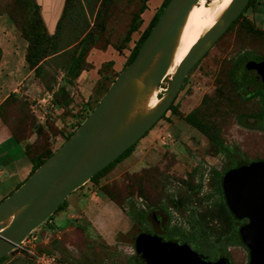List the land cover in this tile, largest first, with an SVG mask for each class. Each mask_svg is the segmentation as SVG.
I'll use <instances>...</instances> for the list:
<instances>
[{
	"label": "rangeland",
	"instance_id": "374dc122",
	"mask_svg": "<svg viewBox=\"0 0 264 264\" xmlns=\"http://www.w3.org/2000/svg\"><path fill=\"white\" fill-rule=\"evenodd\" d=\"M59 1L46 0L43 7L57 11ZM144 1L111 0L103 4L100 8L106 15V27L103 37L93 48L106 49L108 42L124 45L121 54L128 60L127 56L145 28V13L141 14L142 23L131 33L130 41L123 43L122 40L131 22L136 20L135 15ZM220 1L200 0L194 9L198 11L207 7L212 17L219 5L215 4ZM260 2L264 0H255L256 5ZM150 9L151 6L147 5L144 12ZM28 15L23 0H0V25L5 27V41H1L0 45V74L14 77L11 87L7 85L4 89L0 88V103L10 92H14L1 107L4 121L0 122L9 142H2L0 146L3 154L0 155L7 160L6 164L1 165L0 198L18 182H22L30 171L31 164L22 152L25 144L33 143L30 152L55 151L65 142L69 132L83 120L87 111L99 102L127 63L124 59L119 69L103 64L99 79L98 74L91 77V72L89 75L84 74L80 80L78 76L66 81V74L58 68L59 60L62 59L59 56V60L56 58L45 62V76L39 78L27 68L25 62L27 41L21 34L20 23ZM205 21L204 18L201 26L193 32L198 34ZM248 21L255 28L264 30V10L254 11L249 6L243 11L204 57L187 72L184 87L175 99L177 110L168 109L167 114L135 143L130 154L115 162L95 181L88 180L66 199V203L72 200L73 208L81 209L90 193L103 194L106 198L113 195L116 204L111 208L113 210L107 209L99 220H91L93 223L89 224V232L86 220L77 217L70 221L67 215L69 211L62 212L63 205L51 216V220L48 219L35 230L34 233L42 237L40 249L44 247L57 253L69 264H132L130 258L136 254V236L142 226H150L146 214L142 216V210L158 205L166 208V193L170 190L166 188V175L178 178L195 161L204 162L207 170L210 167L220 168L223 157L225 159L229 155L239 156L244 161L264 159V98L261 95H243L240 76L237 78L238 70L240 75L245 71L242 66L238 68L244 60L264 56V31L249 30ZM173 71L167 73L156 90L157 97H161L169 86ZM62 85H66L72 96L71 105L65 109L52 102L53 92L49 90L54 87L59 91ZM63 97L60 99L63 100ZM195 109L201 119L215 127L214 139L220 149L208 143L207 136L186 120V114ZM9 130L23 139L21 144L9 135ZM201 155H208V158ZM208 177L211 178L209 171L204 181ZM199 192L204 200L200 208L206 211L202 215L194 207L195 194H189L187 189H175L173 193L182 194V198L188 195L185 205H179L176 212H172L175 226L186 236L195 238L203 253L215 256L217 251L223 249L234 264H248V248L233 236L235 230L232 231L231 226L226 225L227 220L222 218V212L219 211L222 204L220 192H210L209 188ZM192 207L193 211H189ZM97 210L100 211V206L90 203L84 211L85 216L89 218ZM75 211L71 210L70 214L74 215ZM132 215L136 219L133 220ZM207 216L209 219L206 221ZM17 257L21 255L16 247L0 260V264H13Z\"/></svg>",
	"mask_w": 264,
	"mask_h": 264
},
{
	"label": "water",
	"instance_id": "95a60500",
	"mask_svg": "<svg viewBox=\"0 0 264 264\" xmlns=\"http://www.w3.org/2000/svg\"><path fill=\"white\" fill-rule=\"evenodd\" d=\"M197 2L167 1L134 58L119 71L82 123L23 184L0 201V258L47 222L73 191L163 117L177 98L187 72L239 17L249 0L230 2L177 64L159 102L149 106L151 96L173 64L182 28ZM259 87L264 89V74L259 78ZM222 190L232 215L247 220L239 234L250 252L248 264H264V159L228 170ZM135 242L144 264H232L226 256L211 260L188 243L166 241L157 233H139ZM13 264L28 262L16 258Z\"/></svg>",
	"mask_w": 264,
	"mask_h": 264
},
{
	"label": "trees",
	"instance_id": "16d2710c",
	"mask_svg": "<svg viewBox=\"0 0 264 264\" xmlns=\"http://www.w3.org/2000/svg\"><path fill=\"white\" fill-rule=\"evenodd\" d=\"M109 1L111 0H64L61 15L57 22L55 31L53 33H49L47 31L43 16L40 11V5L38 4V2L36 0H23V3L25 4V7L27 8V15H28V10L31 9L30 14L26 16L20 23L21 34L24 36V38L27 41V51H26L25 59H26V63L28 64V68L34 71V74L37 77L43 78V76H45L43 74L45 62H47L49 59L57 58V60H59V56H60L62 59L59 60L61 62L58 64V68L63 72L64 75L66 74L65 80L71 81L73 78L78 77L83 70L85 69L88 70L91 67H93L92 63L88 61L87 55H88V52L91 50V48L95 46L97 41L101 37H103V30L106 27V24H105L106 15H105V12L101 11L100 7L103 4L105 5ZM147 1L148 0L144 1L139 11L136 13L135 15L136 20H133L131 22L127 33L123 37V40H122L123 43L129 42L131 38V33L135 31L136 29H138V27L141 25L142 23L141 14L147 8ZM167 1L168 0L162 1L158 10L154 13L150 21L148 22V24L142 30L139 38L137 39L136 43L131 49L130 54L127 56L128 60H126L127 61L126 64H128L134 58L141 42L143 41L145 36L148 34L153 24L157 21ZM258 5L255 4V0H249V3L246 5L243 11H245L249 6H251L252 10L254 11H258V9L264 10V2H260ZM243 11L241 13H243ZM91 16H93V19H91ZM233 24L234 22L230 25V27ZM247 27L249 30L253 32L257 30L264 31V30L255 28L253 23H251L250 21H248ZM108 44L111 45L113 48H115L119 53H121V50L124 48V45H115V44H112L111 42H108L107 45ZM259 56H262V55H259ZM112 63H113L112 60L102 62L101 66L97 69V72L99 74L97 79L101 77L100 72L102 71L103 64H106L112 68V65H113ZM244 70L245 72L243 76L239 74V70L237 74V78L238 76H240L239 81H241V84H242L241 88L256 89L255 85L251 81L250 75L247 73V70L245 68ZM187 76L185 77L183 81L182 88L184 87V82ZM49 90H52L53 92L52 102L54 104L60 105L61 106L60 108H63V109L68 108V106L71 105L72 96H70V91L68 88H66V85H62L61 90L59 91H56L54 87L49 88ZM257 90L258 89H256V92ZM260 92L264 93V91H260ZM13 93H10L8 97L3 102L0 103V119H2L3 121H4V114L2 113L1 107L3 103H5V101H7L13 95ZM61 93L62 95H64V97L61 95ZM60 97H63V100H61ZM94 107H91L89 111H87V113L83 117V120L87 117V115L92 111ZM170 108H172L171 110H175V111L177 110L175 101L171 104ZM197 112L198 110L195 109L187 113L185 116L186 120L192 126L197 128V130H199L200 133L205 134L209 142L212 145L220 149L219 144H217L214 139L215 133H216L215 127L211 126L207 121L201 119L198 116ZM166 114H167V111L165 112L163 116H165ZM83 120H81L79 124H81ZM79 124H77V126ZM74 130L75 128H73L69 132V134L65 138L66 140L68 139L69 135ZM10 132H11V137L17 142H20L21 140H23L22 138H18L13 130ZM135 143L129 146L125 151H123L117 158L111 161L108 165H106L105 167H103L102 169L94 173L89 180L95 181V179H97V177L100 174L107 171L111 166H113L115 162L121 160L122 158L130 154ZM32 144L33 143L31 144L26 143L24 147L25 155L27 156L28 160L31 163V169L28 175L22 182L21 181L18 182L14 188L9 190L6 195L0 198V201L4 197H6L8 194H10L14 189H16L20 184H23L25 180L34 172V170L37 167H39L54 152L51 149L42 150L38 153L30 152ZM240 163H246V162L245 161L236 162V164H240ZM219 191L220 193H222L221 188L219 189ZM109 198L113 199L114 197L113 195H109ZM65 203H66V200H64L59 205L56 211L62 209V206L65 205ZM179 205L182 206L181 203ZM179 205H176L177 208ZM219 211L222 212V218L224 219L227 218L228 221L232 220L234 217L232 213L229 211L224 201L220 205ZM142 213H143L142 216L144 215L145 217L144 210H142ZM131 218L133 220L136 219V217L133 215ZM141 219L142 217H140V220ZM49 220H51V217L49 218ZM233 236L237 238L240 243H242L237 230H235V234ZM135 247H136V254L134 258H130V262L132 264H144L143 260L141 259V256L139 255L136 242H135ZM37 250L39 252L54 253V252L46 250L44 247L40 249L39 245L37 246ZM3 258L4 257H1L0 260H2ZM61 261L69 264L62 257H61Z\"/></svg>",
	"mask_w": 264,
	"mask_h": 264
},
{
	"label": "flooded vegetation",
	"instance_id": "af4514ba",
	"mask_svg": "<svg viewBox=\"0 0 264 264\" xmlns=\"http://www.w3.org/2000/svg\"><path fill=\"white\" fill-rule=\"evenodd\" d=\"M241 66L247 70V73L251 77L252 83L255 85L256 89H258L256 92V89H252V88L243 89L242 88L243 95L245 93V95L247 96L261 95L264 97V93L260 92V91H264V89L259 87V78L261 75L264 74V56H255L254 58H248L247 60H244L242 65H239L238 68H240ZM243 74H241V76H243ZM260 119H262V117H260ZM208 143H209V140H208ZM196 155L198 156V154ZM201 156L204 158H208V155H204V156L201 155ZM199 159H202V158L200 157ZM223 160H224L223 163H221L222 167L220 168L210 167L207 170L206 169L207 165L204 162L195 161L192 164V166L189 169H187V172L179 176L178 178H176L175 175H166V188H169L170 189L169 191H173V192L175 191V189H187L189 194H195L193 196L194 202H195L194 207L197 208V210H199L202 215L203 212H206V211H202L200 208V205L204 203V200L202 199L203 198L202 193H200L199 191H202L203 188H206V189L209 188L210 192L219 193L220 192L219 189L221 188L222 190L223 176L228 170L241 166L243 164H248V162L252 161V160H248V161H245L246 163L236 164V162L238 161L241 162L244 160L239 156L235 157L233 155H229L225 159L223 157ZM207 171L210 172L211 178L208 177L207 181H204L205 179L204 177L205 175H207ZM169 191H167L166 193V196H167L166 197V209L161 206H156L153 208H149L148 210L145 211L146 218L149 221L150 226L149 227L142 226L140 233H151V234L157 233L162 237V239L166 241L171 240V241H176L178 243H184V242L188 243L192 247V249H194L201 255L208 257L211 260H218L219 258L224 257V256L228 257V255H226L223 249L217 251L215 256H210L206 253H203L202 250H200L199 242H196L195 238L191 236H186L183 233V231L180 230V228H177L175 226L176 222H174V219H173L175 215H173L172 212H176L177 210L176 205H179L180 203L182 204V206L185 205V199L188 197V195H185L182 198L181 196L182 194L178 195L176 193L169 192ZM219 196L221 197L220 204L223 201L225 202L223 190H222V193H219ZM207 207H212V205H208ZM189 211H193V207L190 208ZM206 218L207 219L205 220L207 221L209 217L207 216ZM225 219L227 220L226 225H230L231 230L232 231L237 230L238 233H239L240 226L247 222L246 219L240 220V219H236L235 217H233V219L230 221H228L227 218ZM239 237H240V234H239ZM20 255H21L20 258H23L24 255L23 254H20ZM228 258L230 259V257ZM25 259L27 260L28 264H31L30 260L27 257ZM232 264L234 263L232 262Z\"/></svg>",
	"mask_w": 264,
	"mask_h": 264
},
{
	"label": "crops",
	"instance_id": "0c3cea01",
	"mask_svg": "<svg viewBox=\"0 0 264 264\" xmlns=\"http://www.w3.org/2000/svg\"><path fill=\"white\" fill-rule=\"evenodd\" d=\"M36 1L40 5V11H41V14L43 16V19H44V22H45V25L47 27L48 32L49 33H53L54 30H55V27L57 25V22H58V20L60 18L62 7H63V4H64V0H60L59 1V8H58L57 11L50 10L48 7H43V5L46 4V0H36ZM162 1L163 0H148L147 1V5H148V7L150 5L151 9H150V11L147 10L146 12H143V14L145 13V15H146L145 16L146 20H144V25L145 26L148 24V22L150 21L151 17L154 15V13L158 10V8L160 7ZM4 29H5V27L3 25H0V45L2 43L1 41H3V42L5 41V30ZM87 59H88V61H90L92 63L93 67H91L88 70L87 69L83 70L81 72V74L79 75L78 80L82 79L84 77V74L89 75V74H91V72L93 73L91 75V77H93V76L95 77V75L98 74L97 69L101 66L102 62H104L105 60H108V59L109 60L113 59V61H114L113 65H112V69H119L121 67V64L124 61V59L126 60V56L121 54V53H119L115 48H113V47H111V45H109L108 47H106V49L92 48L89 51ZM23 60L25 61L24 58H23ZM98 76H99V74H98ZM13 79H14V77L12 78L11 75L9 77L8 75L4 74L2 76V74H0V86H1L0 88L4 89L7 85H8V87H11L12 83H13ZM13 89H14L13 91H15V88H13ZM1 120L2 119H0V121ZM1 122H0V146L3 145L2 142H4V143L6 141L9 142V140H7V138H6L7 134H6V131H5L4 127H3V125L1 124ZM8 133H9V135H11L10 130L8 131ZM19 143L21 144V142H19ZM24 150L25 149L23 148L22 152H24ZM1 152L2 151H0V154L3 155ZM1 155H0V172L3 171L1 165L6 164V161H7V160H5L6 157H2ZM24 155H25V152H24ZM26 158H27V156H26ZM11 161H13V160H11ZM29 163H30V161H29ZM104 196H103V194L99 196V194L90 193V195L86 199L84 207L81 208V209L80 208H76V207L73 208L74 204H73L72 200H68L67 203L65 204V207L62 210V212L63 211H69L67 215H68L70 221H72L73 218L83 217L86 220V223H85L86 224V228L90 232L89 224L91 225L93 223L91 220L96 219V218L99 220L101 217H103L102 213L103 214L106 213L107 209L113 210L111 208L115 207V205H116L113 199H111L109 197L106 198ZM107 202H108V204H106ZM90 203L96 204L97 206H100V211H98L99 210V208H98V210L95 213V215H93V216L88 218L87 216H85V212L84 211L86 210V207ZM101 208H102V210H101ZM71 210L72 211L76 210L74 215L70 214ZM54 229H56V228H54Z\"/></svg>",
	"mask_w": 264,
	"mask_h": 264
},
{
	"label": "bare ground",
	"instance_id": "6f19581e",
	"mask_svg": "<svg viewBox=\"0 0 264 264\" xmlns=\"http://www.w3.org/2000/svg\"><path fill=\"white\" fill-rule=\"evenodd\" d=\"M200 0H198L197 3H199ZM232 0H221L216 5H218L216 12L211 17L210 9L205 7L203 9H200L196 11L194 9L195 4L189 11L188 16L186 18L185 24L182 28V32L180 34L179 42L175 50L174 58H173V64L169 69V72L174 70V68L177 66V64L180 62V60L187 54L191 46L198 40V38L208 31L217 21V19L221 16V14L225 11V9L228 7ZM205 18V24L203 28H201V31L196 34L193 32L195 29L200 27L201 22ZM172 69V70H171ZM156 92V91H155ZM153 93V95L150 98L149 106L156 105L160 97H157L156 93Z\"/></svg>",
	"mask_w": 264,
	"mask_h": 264
},
{
	"label": "built area",
	"instance_id": "2783aa9c",
	"mask_svg": "<svg viewBox=\"0 0 264 264\" xmlns=\"http://www.w3.org/2000/svg\"><path fill=\"white\" fill-rule=\"evenodd\" d=\"M34 232L19 246H16L19 249V254H25L31 264H67L61 261V257L57 253L39 252L37 246L43 241L42 237Z\"/></svg>",
	"mask_w": 264,
	"mask_h": 264
},
{
	"label": "clouds",
	"instance_id": "9594fccd",
	"mask_svg": "<svg viewBox=\"0 0 264 264\" xmlns=\"http://www.w3.org/2000/svg\"><path fill=\"white\" fill-rule=\"evenodd\" d=\"M49 221V220H48Z\"/></svg>",
	"mask_w": 264,
	"mask_h": 264
}]
</instances>
